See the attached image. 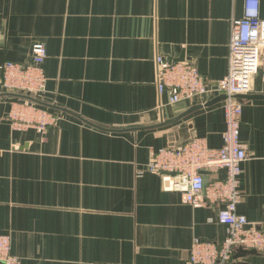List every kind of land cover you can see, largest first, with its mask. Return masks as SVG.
I'll return each instance as SVG.
<instances>
[{
    "label": "crops",
    "instance_id": "1",
    "mask_svg": "<svg viewBox=\"0 0 264 264\" xmlns=\"http://www.w3.org/2000/svg\"><path fill=\"white\" fill-rule=\"evenodd\" d=\"M244 4L0 0V61L30 63L33 45L43 43L46 88L34 96L102 126L39 105L57 121L42 133L17 129L10 112L23 99L0 97V234L11 236L21 264H187L196 237L225 238L221 205L185 203L148 169L153 153L193 136L221 147L223 101L173 124L141 127L220 96L170 103L158 91L155 60L187 61L208 81L220 80L229 67L231 20L243 16ZM248 95L264 96V52ZM240 101L248 160L238 212L264 228V97ZM205 176L209 182L225 171ZM242 258L264 264L261 252Z\"/></svg>",
    "mask_w": 264,
    "mask_h": 264
},
{
    "label": "built area",
    "instance_id": "2",
    "mask_svg": "<svg viewBox=\"0 0 264 264\" xmlns=\"http://www.w3.org/2000/svg\"><path fill=\"white\" fill-rule=\"evenodd\" d=\"M229 67L220 80L208 81L199 69L187 61L156 57V84L161 95L168 94L170 103L193 102L210 95L225 94L223 101L226 130L223 144L211 148L206 138L193 136L186 142L161 148L152 154L148 169L161 176L166 191L181 192L183 201L194 207L221 205L217 220L227 227L221 242L196 237L187 264H248L236 257L240 248L264 253V228L252 224L238 212L242 199L243 164L248 148L242 140L243 104L237 95L249 94L264 52V19L260 0H245L244 14L231 20ZM30 63L0 61V91L38 94L46 88L43 63L47 48L43 43L32 47ZM10 112L17 129L33 127L42 133L55 123L57 114L36 103L21 100ZM28 110V111H26ZM225 171L224 178L206 180V172ZM0 264H21L12 251L9 234H0Z\"/></svg>",
    "mask_w": 264,
    "mask_h": 264
},
{
    "label": "water",
    "instance_id": "3",
    "mask_svg": "<svg viewBox=\"0 0 264 264\" xmlns=\"http://www.w3.org/2000/svg\"><path fill=\"white\" fill-rule=\"evenodd\" d=\"M0 97L20 98V99H23V100L34 102V103H36L38 105H42V106L49 107V108L56 109V110H61V111L67 112L69 114H72L73 116H75L77 118H80V119L84 120L85 122H88L91 125L98 126V127L102 128V126H100L99 124L83 118L78 113H75V112H73V111H71V110H69L67 108H63V107H61V106H59L57 104L46 102V101L42 100L41 98H39L37 96H34V95H31V94H27V93H23V92L7 91V92H0ZM236 97L240 99V98H263L264 96L240 94V95H237ZM225 99H227V96L225 94H221L217 98H215V99H213V100H211V101H209V102H207L205 104H197V105H194V106L186 109L184 112H182L180 115H178V116H176L174 118H171V119H168V120H163L159 124H155V125H151V126H145V127H141V128H157V127H160V126L176 123V122L182 120L188 114H190V113H192V112H194V111H196L198 109H201L204 106H210V105H213V104L218 103L220 101H224ZM141 128H132V129H129V130H137V129H141ZM186 131H187V129L183 128L182 133L184 135L188 136V133ZM256 253H258V251L255 250V249L248 250V249L240 248L239 252L236 254V257H242L243 255L256 254Z\"/></svg>",
    "mask_w": 264,
    "mask_h": 264
}]
</instances>
